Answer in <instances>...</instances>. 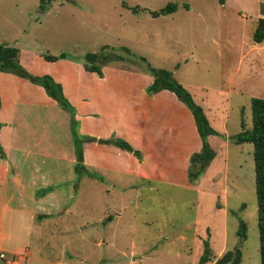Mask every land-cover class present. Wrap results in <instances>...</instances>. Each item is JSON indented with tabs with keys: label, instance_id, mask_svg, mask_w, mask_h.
Masks as SVG:
<instances>
[{
	"label": "rangeland",
	"instance_id": "1",
	"mask_svg": "<svg viewBox=\"0 0 264 264\" xmlns=\"http://www.w3.org/2000/svg\"><path fill=\"white\" fill-rule=\"evenodd\" d=\"M121 1L129 6L138 5L141 10L133 13L122 6ZM262 1L264 0H226L222 7L218 0H52L49 4L50 8L40 12L38 8L40 0H0V43L14 45L20 51L23 49L30 51L20 52L19 62L32 76L50 75L62 86V82L56 80L51 73L58 72L64 79L63 83H67L70 74H73L76 85L67 83L66 86L71 90L72 97L71 99L65 97L74 108L76 119L83 117L84 112L88 113L90 110L96 112L84 120V127L89 132L97 133L100 126L112 124L111 117L115 113H104L110 108L97 101H86L85 104L77 98L88 82L82 56L86 52L100 51L102 46L109 45V47L114 46L116 52L127 57L114 58L112 56L115 53L110 51L106 66L103 65L105 70H115L117 69L115 67L124 70L113 71L110 74L112 82L136 85L139 92L143 87L141 85L147 83L145 76L149 75L148 71L140 61L121 51L119 48L121 46L129 48L136 55L144 56L154 67L172 71L177 63L179 67L176 72L174 71L173 77L190 87L195 99L205 96L203 99L205 103L208 102L207 109L214 115V119L211 118V126L221 127V119L228 112L227 130L234 135L241 129V122L246 128L251 126V98H264V71H256L250 75V78L244 79V70L250 61L253 62L255 69L264 70V51L258 54L255 51L246 54L245 45L251 40V33L258 28L259 6ZM168 2L177 5L176 11L170 16L150 15L149 11H157ZM185 4H189L192 8L190 11L192 21L187 20L189 13L183 7ZM200 12L205 16V20L197 17L196 13ZM262 44L264 41L260 45ZM61 52L69 55L65 59H58L57 62L60 63L43 59L44 54L58 55ZM87 73L91 72L87 71ZM12 75L19 79L18 91H22V95L39 99V92L33 88L40 87L43 94L48 96L38 83L17 74ZM92 84L93 82L89 83ZM202 84L210 86L212 91L207 93L205 88H202ZM14 85H17L16 82ZM238 86L241 89V96L235 93L230 96L231 87L235 89ZM145 91L147 92V88ZM155 104L158 105V111L161 113L155 114L152 111ZM1 105L0 95V107ZM147 107L146 116L151 132L155 133L161 127L168 131H177L178 137L171 134L163 144L164 147L177 148L176 153L168 152L166 163L159 170L167 173L169 178L180 179L181 168L186 163L185 153L189 150L193 139H191L193 136L191 133L194 131L191 111L177 98L171 96L160 103L153 99ZM100 109H102L101 114ZM121 113L123 116L129 114L125 104H122ZM167 114H169L168 118ZM77 121L82 150L93 141L86 138L104 139L96 137V134L91 135L81 131L80 119L78 118ZM0 124L2 126L1 122ZM106 128L111 130L109 137H126L127 132L120 136L112 131L113 126ZM213 151L215 155L211 163L200 175L203 189L201 201L195 208L187 203L192 199L191 194L178 187L160 185L157 191L152 192H149L147 187L141 188L139 191L144 197L134 210L135 219L132 223L135 224L134 229L139 233L148 232L152 236L159 232L167 234L171 232V237L176 239L180 235L179 231L183 230V222L196 216L200 218L201 224L206 222L211 225L212 251L217 253L223 239L226 238V251L240 245L242 257L239 264H260L252 145L231 143L227 155L225 151L221 152L219 149ZM189 165L190 161L187 166ZM210 173L215 176L211 190L205 187V182H208L206 176ZM106 175L107 178L115 179L120 184L131 181L130 176H123L122 173ZM224 176L228 178L227 182L223 180ZM73 182L75 184V182L100 181L76 176ZM108 182L113 181L108 180ZM100 188L87 187L86 184L80 183L78 192L76 189L72 191L76 196L75 201L78 200V215L73 214L67 218L68 222L64 226L69 229H66V234L43 233L44 238L52 240L49 244H53L54 248L48 249L41 244L38 245L35 249V259L38 257L41 264H52L47 263L46 260L60 257L57 262L72 264L69 258H79L74 252H61L63 239L84 237L78 245L82 249L79 252L89 256L86 257L85 264H130L135 253L129 251V242L120 240L115 247L121 249L112 247L106 250L104 247H96V244L90 241V237L94 236V228L89 225L78 227L83 221L85 223L88 219L101 216L105 207L114 206L121 207L120 209L125 206L126 209L121 210L123 215L120 222L124 226H129L130 189L123 191L122 188L111 185L109 194H101ZM83 190L86 197L92 198L89 208L87 205L82 207ZM146 218H151L153 223L144 227ZM63 221L64 219L61 223ZM242 222L245 224L244 237L238 234ZM95 240L99 241L98 238ZM163 240L159 239V242ZM176 246L178 245H171L170 252H167V249L164 251L168 255L164 256V261L161 260L163 255H160L151 264H196L192 262L197 255L196 251L191 252L190 248L186 250L191 252L189 255H179ZM21 262L19 261L18 264ZM26 264L31 262L27 260Z\"/></svg>",
	"mask_w": 264,
	"mask_h": 264
},
{
	"label": "crops",
	"instance_id": "2",
	"mask_svg": "<svg viewBox=\"0 0 264 264\" xmlns=\"http://www.w3.org/2000/svg\"><path fill=\"white\" fill-rule=\"evenodd\" d=\"M225 1L220 3L222 7L225 5ZM186 5H188L187 8L184 5L183 7L189 13L187 14V20L192 21L190 15L192 8L189 4ZM171 14L164 16H170ZM196 14L200 19L205 20L203 13ZM253 33L254 31L250 36H253ZM261 43H256L251 38L245 44L247 46L246 54L254 51L257 54L263 52L264 44L260 45ZM110 48H114V46L108 47V50ZM22 51L23 53L30 52L26 49L21 51L19 49V54ZM124 57L126 58V56ZM57 61H55L56 64L60 63ZM104 66L101 77L95 72L87 73L86 70L88 82L84 86L82 94L77 98L80 99L79 101H84L85 104L86 101H97L99 104L108 106L110 109L104 113H115L111 117L113 123L100 126L97 133L87 131L84 127V120L90 118L91 114H96V112L90 110L88 113L84 112L83 117L77 116L80 119L81 131L86 132V134H96V137L104 139L110 138L109 136L111 135V130H107L106 127L113 126L112 131H115V134L117 132L120 136L127 132L126 137L115 138L129 141L130 143H128L140 152L141 158L113 144H101L93 140L86 147H83L82 163L88 173L83 172L80 178L93 179L100 182H75V184L73 180L76 175L73 171V165L76 158L69 129V114L59 107L55 100L45 96L40 87L33 88L39 92V99H32L22 95V91H18L20 87V85L18 86L19 79L17 80L10 73L0 72V95L2 101L0 107V122L2 123L0 145L5 153V157L0 158V251L5 252L8 258L15 262L14 264H18L19 261H22L21 264H26L27 260L31 264H41L38 261V257L35 259V249H37L38 245L40 246L41 244L42 247L48 249L54 248L53 244H49L52 240L44 238L43 233L66 234V229H69V227L64 226L68 222L67 218L73 214L78 215L79 211L78 200L75 201L76 196L73 195L72 191L76 189V192H78L80 183H84L87 187L91 186L93 188L95 186L97 189L101 187V194H109L111 185L113 187L118 186L123 191H126L127 188L131 191L129 226H124L120 222L121 215H123L121 210H125V206L122 209L115 206L112 208L105 207L101 216L95 219H88L85 223L83 221L78 225L79 228L87 225L94 228V236L90 237V241L95 243L96 247H104L106 250H110L112 247L121 249L115 247L116 243L120 240L122 242L126 241L129 242V251L135 253L130 264H151L160 255H163L161 260L164 261V256H168L164 251L167 249V252H170L171 245H178L176 250L179 251V255L187 256L193 251L197 252L195 258L192 259L193 263L212 264L215 262L216 264V260L226 251V238L223 239V243L217 253L212 251L210 248V244H212L211 225L206 222L201 224L200 218H196V216L189 221L183 222V230L179 231L180 235L176 239L171 237V232L168 234L159 232L152 236L148 232L139 233L137 229H134L135 224H132L135 219L134 210L137 209L138 203L142 202L144 197L139 191L141 188L147 187L148 191L152 192L153 190L157 191L160 185L175 186L191 194L190 198L192 199L187 201L188 205L195 208L199 204L203 189L202 178L199 177L194 183H191L187 175V165L191 154L201 150L202 141L191 113L194 128L193 133H191L193 135L191 139H194L191 141L193 146L190 145L189 150L185 153L186 163L181 168V178H169L167 173L160 171L159 168L166 163L167 153H176L177 148L164 147L163 144H165V139L171 134L178 137L177 131H168V129L161 127L155 133L151 132L148 128L146 113L148 110L147 106L153 102V99L160 103L169 96L172 98H177V96L167 89L153 93V96L148 94L145 88L153 81V77L150 74L145 76L147 83L141 85L143 87L140 92L136 85L112 82L110 74L115 70L119 72L124 70L115 67L117 69H108L109 71H107ZM178 67L179 64L176 63L172 68L173 76L174 71L176 72ZM256 71L261 72L264 70L255 69L253 62L250 61L245 67L244 79L250 78V75H253ZM51 74L56 80L62 82L64 95L71 99L72 92L66 86L67 83L76 85L74 75L70 74L68 82L63 83L64 79L58 72ZM15 82L17 85H14ZM90 82H93V84L89 85ZM181 84L189 92L191 91L190 87L183 83ZM201 86L205 88L207 93L212 91L210 86L203 84ZM190 93L194 101L203 108L210 125H212L211 118L214 119V115L210 114L209 109H207L208 102L205 103L203 99L205 96H200L199 98L201 99H195L192 91ZM233 93L241 96L240 87L238 86L235 89L231 87L230 96ZM181 103L185 105L183 102ZM122 104H125L129 109V114L126 116L121 113ZM156 104L152 111L155 114H159L161 111H158V105L156 106ZM101 108L103 107L101 106ZM101 113L102 109H100ZM227 116L228 112L221 119V127H213L220 136L211 134L207 137L212 149H219L221 152L225 151L226 155L229 145L234 143L230 140L232 135L227 130ZM168 117L169 114H167ZM99 119L102 120L103 117H99ZM241 130L242 127L238 132ZM111 173L114 175L122 173L123 176H130L131 181L120 184L115 179L107 178L106 174L111 175ZM214 177L211 173L206 176L208 182H205V187L209 188V190L214 186ZM227 179L224 176L223 180L225 182H227ZM108 180L113 182H108ZM49 186H53V190L42 196H37V191ZM82 195V207L84 208V205H87L89 208L92 198L90 196L86 197L84 190ZM119 195L121 196V194ZM63 219L64 221L61 223ZM146 219L144 220V227L153 223L151 218ZM96 238L99 239L98 242L95 240ZM159 239L164 240L159 242ZM81 240H84V237H74L73 239L67 237V239H63L61 252L71 251L76 253L79 258H69V262L72 264H83L86 257H89L79 252L82 250L78 245ZM205 242L208 243L212 258L201 263L200 257L205 251ZM190 248L191 252H186ZM58 258L60 257L51 258L50 261L46 260V262L62 264L63 262H57Z\"/></svg>",
	"mask_w": 264,
	"mask_h": 264
},
{
	"label": "trees",
	"instance_id": "3",
	"mask_svg": "<svg viewBox=\"0 0 264 264\" xmlns=\"http://www.w3.org/2000/svg\"><path fill=\"white\" fill-rule=\"evenodd\" d=\"M52 0H40L39 11L45 12ZM224 0H219L223 3ZM121 5L130 9L133 13H137L141 10L138 5L129 6L126 2L121 1ZM186 8L188 5H184ZM177 9V5L172 2L166 3L162 8L157 11H149V13L157 17L159 15H166L173 13ZM253 41L260 43L264 41V31H260L258 28L254 30ZM109 46H102L100 51L86 52L82 56V64L85 70L97 73L98 76H102V66L106 64L109 59L110 51L115 53L114 58H125L122 54L116 52V49ZM131 58L137 59L142 63L146 71L153 77L152 83L147 87V93L153 94L160 90L167 89L173 92L177 98L183 102L191 111L197 132L202 141L201 150L194 152L190 156V165L188 167V179L191 183H194L211 162L214 157V151L208 143L207 137L211 134L219 135L216 130L210 125L203 108L197 104L191 93L174 77L170 70L165 68H157L152 66L144 56L134 54L129 48L125 46L120 47ZM108 52H106V51ZM117 53V54H116ZM69 54L61 52L58 55L44 54L43 58L47 61H56L58 59H65ZM127 58V57H126ZM0 72L17 74L22 77H26L31 81L41 85L46 94L56 101L57 105L64 109L69 114V129L74 146V153L76 161L73 165V171L76 176L80 177L83 172H87L82 163V147L80 143V135L78 133V121L75 117L74 108L67 101L62 86L56 83L50 75L32 76L26 71L19 62V48L7 43H0ZM251 108V126L246 128L244 123L241 122L242 130L232 136L230 140L236 144L250 143L252 145L253 161H254V173H255V193L257 201V225L259 233V254L260 264H264V98L253 97L250 101ZM1 128V124H0ZM87 140H96L101 144H113L119 148L132 152L138 158H141V154L138 150L134 149L126 140L121 138H105L94 139L86 138ZM5 153L0 145V158H4ZM53 190V186H49L37 191V196H42L45 193ZM245 224L241 223V228L238 234L244 237ZM241 249L240 245L236 246L232 250L225 251L217 260L216 264H239L241 262ZM211 256V252L208 243L205 242V251L200 257V262L204 263L208 261Z\"/></svg>",
	"mask_w": 264,
	"mask_h": 264
},
{
	"label": "water",
	"instance_id": "4",
	"mask_svg": "<svg viewBox=\"0 0 264 264\" xmlns=\"http://www.w3.org/2000/svg\"><path fill=\"white\" fill-rule=\"evenodd\" d=\"M258 29L264 31V1L260 2L259 6Z\"/></svg>",
	"mask_w": 264,
	"mask_h": 264
},
{
	"label": "built area",
	"instance_id": "5",
	"mask_svg": "<svg viewBox=\"0 0 264 264\" xmlns=\"http://www.w3.org/2000/svg\"><path fill=\"white\" fill-rule=\"evenodd\" d=\"M15 262L8 258L7 254L3 251H0V264H14Z\"/></svg>",
	"mask_w": 264,
	"mask_h": 264
}]
</instances>
